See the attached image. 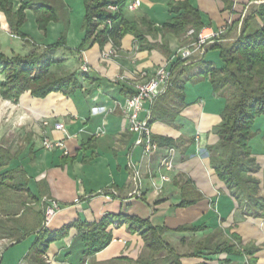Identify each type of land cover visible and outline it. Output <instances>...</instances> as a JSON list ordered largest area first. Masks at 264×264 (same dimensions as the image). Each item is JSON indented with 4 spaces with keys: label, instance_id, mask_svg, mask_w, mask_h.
Returning a JSON list of instances; mask_svg holds the SVG:
<instances>
[{
    "label": "crops",
    "instance_id": "0c3cea01",
    "mask_svg": "<svg viewBox=\"0 0 264 264\" xmlns=\"http://www.w3.org/2000/svg\"><path fill=\"white\" fill-rule=\"evenodd\" d=\"M12 1L17 8L20 3ZM175 1L182 0H142V5L133 12L123 9L125 18L143 30L145 47L139 48L135 36L127 33L117 46V57H103V51L113 47L111 41L103 47L95 43L81 53L75 51L80 42L74 48L50 51L51 57L57 56L55 60L63 62L64 70L79 71L82 61L89 64L88 78L73 93L52 92L36 97L26 91L16 101L0 95V106L10 105L4 122L11 127L7 135L12 137L10 143L0 142L13 156L5 171L21 169L18 175L28 188L0 190V221L7 228L16 227L22 234L29 233L20 241L27 245L15 264H27L25 256L43 223L45 198L58 200L61 205V211L49 227L52 231L77 221L99 223L109 214L132 215L149 218L156 226L164 227L162 236L182 255V264H264V238H260L261 232L253 223L260 219L244 212L210 167L208 147L219 140L217 129L222 124L225 99L214 94L208 78L196 79L201 66L196 65L187 72L179 69L175 74L176 82L185 85L184 102L178 97L180 88L176 87L154 105L147 103L140 114L142 118H151L157 104L165 107L169 111L166 120L151 122L153 136L156 141L161 137L171 138L176 144H160L161 149L146 158L142 148L135 144L136 135L130 132L121 111V104L134 93V84L150 76L173 57L179 46L190 40L186 34H162L154 30L174 16L170 4ZM66 2L69 0H39L36 5L46 3L55 7ZM189 2L200 10L204 21L201 30L207 32L223 26L227 29L233 21L240 18L241 23L245 17L237 14V6L246 0ZM4 35L19 37L9 27L5 13L0 11L1 52L6 46V38H1ZM45 49L46 46L41 52ZM116 75L124 76V80L114 83ZM3 79L0 75V80ZM177 110L180 114L173 117L172 113ZM0 121H3L1 116ZM56 123L64 124L66 132L57 130ZM103 126L105 132L96 137L95 132ZM45 136L64 140V147L45 149ZM167 147L175 148V168L168 172L170 180L164 184L163 192L156 195L149 176L152 172L155 182L160 181L158 162ZM133 167L140 172L139 182L134 178ZM6 180L19 179L7 176ZM181 202L185 205H180ZM184 225L199 229L174 230ZM108 228L112 241L88 257L86 264H122L125 258L149 257L144 238L129 223L115 219ZM8 238L11 237L6 235L3 239ZM227 244L238 248L253 245L257 250L253 254L210 253ZM200 246L205 251L191 255ZM84 248L85 242L72 226L65 237L50 244L46 256L54 264H80ZM161 259L162 256L157 257L153 264H161Z\"/></svg>",
    "mask_w": 264,
    "mask_h": 264
},
{
    "label": "trees",
    "instance_id": "16d2710c",
    "mask_svg": "<svg viewBox=\"0 0 264 264\" xmlns=\"http://www.w3.org/2000/svg\"><path fill=\"white\" fill-rule=\"evenodd\" d=\"M17 1L20 4L16 8L12 0H0V11L5 13L12 31L19 37H26L20 31L26 8L35 5L34 8L42 12L38 21L40 28L45 32L48 22L56 18V10L51 5L42 3L38 7L36 4L39 0ZM124 3L125 0H84L85 11L82 20L84 36L75 51L81 53L95 43L103 47L107 41H111L117 48L120 39L127 33H132L135 36L139 48L145 47L143 45L145 41L143 30L124 16ZM110 4L119 5L120 9L113 12L108 9ZM170 7L174 16L154 30L160 31L162 34L171 32L181 35L194 28L196 31L194 39H196L197 33L204 27L200 10L193 6L189 0L172 2ZM108 20L111 22L108 23ZM240 21V18L233 21L221 38L228 39L231 33L237 29ZM150 29L151 27H149ZM61 47L67 48L64 36L58 42L47 45L43 52L34 48L26 55L8 56L0 51V75L4 76V79L0 80V95L5 99L16 101L26 91H30L36 97H45L52 92H62L68 95L81 88L82 78H88L87 73L82 76L80 71L64 70L63 62L53 59L49 54L50 51ZM211 48L219 49L223 61L221 67H216L212 62L205 61L204 57L189 63L178 58L171 64L174 73L173 85L158 100L180 88L178 97L184 102L185 85L184 82L181 85L176 82L175 74L179 69L187 72L196 65L201 66V70L196 73V79L208 78L214 94L225 99V105L221 112L222 124L217 129L219 140L216 144L208 147L210 167L223 180L229 192L232 193L231 195L237 199L247 215L253 218H262L264 217V196L261 194V182L255 175L259 171L260 165L253 153L251 140L254 136L255 120L264 116V2L252 4L249 13L242 20L240 32L233 41L215 42L209 45L207 50ZM168 113L169 111L165 107L161 106L160 108L157 104L153 108L150 123L156 120H166L165 115ZM178 114H180L179 110L172 113V116L175 117ZM157 139L161 145H173L177 142L171 138ZM12 157L11 153L0 144V190L3 188L16 191L26 190L28 189L26 184L18 175L21 169L5 171ZM7 176L12 179L18 178L19 182L16 180L7 181ZM180 205H185V202H181ZM42 219H44V211ZM115 219L129 223L130 228L144 238L145 246L150 252L149 257H140L136 260L125 258L124 264H153L156 258L161 256V264H182V255L162 236L164 227L156 226L149 218L124 214L106 215L99 223L88 224V222L77 221L57 231L40 226L36 232V238L25 256V261L27 264H47L45 256L50 244L65 237L68 230L74 226L85 242L84 255L80 264H86L88 257L103 250L112 241L113 235L108 227ZM198 229V226L184 225L174 230L182 232ZM27 234L29 233L22 234L16 227L7 228L0 221V238H5L6 235L10 236L17 244ZM256 250L257 248H254L253 245L238 248L233 244H227L218 246L210 253L253 254ZM201 251H205L202 246L191 255H196Z\"/></svg>",
    "mask_w": 264,
    "mask_h": 264
},
{
    "label": "built area",
    "instance_id": "2783aa9c",
    "mask_svg": "<svg viewBox=\"0 0 264 264\" xmlns=\"http://www.w3.org/2000/svg\"><path fill=\"white\" fill-rule=\"evenodd\" d=\"M142 5V0H125L124 9L134 11L137 10ZM108 9L116 12L120 9L119 5L110 4ZM108 23L111 21L108 20ZM226 27H222L217 31H204L200 30L197 33L196 39L194 35L196 31L194 28L189 29L186 32V37L190 40L185 44L179 46L175 51L173 57L166 63L159 65L150 76H146L144 80L136 82L134 84V93L125 99V102L121 104V111L125 115L130 132L136 135L135 144L140 146L143 151V155L146 158H151L153 154L155 155L161 149L160 144L154 139L153 130L150 123V118H142L141 113L145 110V105L149 103L154 105L160 96L165 94L173 85L174 73L171 69V64L175 62L178 58L181 60H186L187 63L191 61H196L201 59L206 53L207 47L215 42H221V36L224 34ZM117 48L112 47L107 51H103V57H117ZM90 66L87 62L82 61L79 71L82 74L88 73ZM84 80V78H82ZM120 80H124V76L116 75L113 78V82L117 83ZM44 124H47L45 121ZM55 128L57 130H62L66 132V128L62 123H56ZM105 127H100L98 131L95 132V136H100L105 132ZM43 146L45 149L53 150L55 148L64 147V140H54L45 136L43 140ZM175 148L167 147L164 154L161 156L158 162V176L160 178L159 182H155L154 174L150 173V183L153 191L156 195H160L163 192L164 184L170 180L168 172L175 168ZM134 178L138 182L140 181V172L136 167H133ZM137 195H141L140 191H136ZM44 219L42 226L44 228L50 227L58 212L61 211V205L58 200L53 198L44 199ZM47 264H54L53 261L46 256ZM19 264H24L20 262Z\"/></svg>",
    "mask_w": 264,
    "mask_h": 264
},
{
    "label": "rangeland",
    "instance_id": "374dc122",
    "mask_svg": "<svg viewBox=\"0 0 264 264\" xmlns=\"http://www.w3.org/2000/svg\"><path fill=\"white\" fill-rule=\"evenodd\" d=\"M261 2L264 1L256 0L249 3V1L246 0L245 3L238 2L237 14L247 15L253 3L258 4ZM241 5H246V7H248L249 9L241 7ZM54 9L56 10V18L51 19L48 22L45 32L40 28L38 21L42 12L37 11L35 8H26L24 11V20L20 25V31L25 34L26 37H8L7 35H4L3 37L1 36V38H6L4 53L8 56H12L15 54L26 55L34 50V48L42 51L44 50V46L58 42L63 38V36L66 39L67 48H74L75 44L81 42L84 36V32L82 29V20L85 11L84 0H69V2H66V4L55 6ZM125 12L133 11L125 9ZM241 26L242 22L238 25L237 29H235L231 33L228 39H225L224 41H233L240 32ZM226 32L227 29H225L224 34ZM52 58L56 59L57 56H52ZM204 60L207 62H212L216 67H221L223 65V61L220 57V51L218 48L208 49L206 58H204ZM9 106L10 105L8 104H5V106H0V116L1 119L3 118V121H0L1 143H10L9 139L12 137L11 135H7L11 127H7V123L4 122V119L6 118L5 114L8 110L7 107ZM253 132L254 136L251 140V146L253 153L257 158V162L260 165V169L255 175L260 180L261 185L263 186L261 187V193L264 196V116L259 117L255 120ZM259 219V222L253 221V223L261 232L260 238H264V217ZM13 243V238H8L7 240L0 238V253L3 252L1 264H15L23 256V251L26 248L27 242L22 241L21 243L19 242V244L10 246Z\"/></svg>",
    "mask_w": 264,
    "mask_h": 264
}]
</instances>
